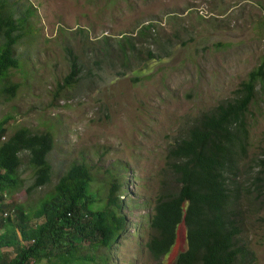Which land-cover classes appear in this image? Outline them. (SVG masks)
<instances>
[{
  "label": "rangeland",
  "instance_id": "374dc122",
  "mask_svg": "<svg viewBox=\"0 0 264 264\" xmlns=\"http://www.w3.org/2000/svg\"><path fill=\"white\" fill-rule=\"evenodd\" d=\"M8 9L25 22L15 33L19 66L0 81V122L11 118L7 138L21 128L49 132L54 148L52 180L32 194L34 169L29 153H21L23 187L7 193L3 204H40L72 165L84 163L95 178L90 196L102 206L120 179L121 214L129 225L109 251L94 250L92 264H157L141 226L148 229L154 214L168 149L202 114L236 98L261 64L264 0H8ZM68 51L80 73L61 88L71 73ZM13 85V95L3 92ZM248 122L235 211L240 239L264 264V193L255 192L264 174L258 163L264 160V93ZM186 235L180 224L164 264H176Z\"/></svg>",
  "mask_w": 264,
  "mask_h": 264
},
{
  "label": "trees",
  "instance_id": "16d2710c",
  "mask_svg": "<svg viewBox=\"0 0 264 264\" xmlns=\"http://www.w3.org/2000/svg\"><path fill=\"white\" fill-rule=\"evenodd\" d=\"M24 22L25 18H15L8 9V0H0V81L19 66L14 55L15 33ZM68 52L71 73L61 88L71 87L80 73L76 56ZM16 88L8 86L3 92L13 95ZM263 93L264 58L236 91V98L202 114L186 137L169 147L168 169L162 175L146 245L157 264H163L175 246L182 223L186 225V244L176 264H257L256 254L240 239L236 170L248 154L251 107ZM10 119L0 122V264L91 263L95 251L109 250L124 231L117 198L120 179L113 180L102 206L99 197L90 196L95 178L89 167L74 164L40 204L4 205L7 193H16L24 184L21 153H29V165L34 169L29 194L51 182L53 169L48 159L54 148L51 133L33 134L21 128L7 138ZM258 163L264 167L263 159ZM259 176L255 192L261 197L264 174Z\"/></svg>",
  "mask_w": 264,
  "mask_h": 264
},
{
  "label": "clouds",
  "instance_id": "9594fccd",
  "mask_svg": "<svg viewBox=\"0 0 264 264\" xmlns=\"http://www.w3.org/2000/svg\"><path fill=\"white\" fill-rule=\"evenodd\" d=\"M240 164V163H239ZM167 169H168V164H167ZM164 171H167V170H163L162 171V175H163V172ZM162 182V181H161ZM121 190V189H120ZM120 190L118 191V193H117V198L119 199V201H120V213H121V209L124 207V203H123V201L121 200V195H120ZM120 217H122L123 219H124V222H125V225H124V231L120 234L121 236L119 237V238H117V239H115V241L112 243V245L110 246V249H111V247L113 246V245H115L118 241H120V239L123 237V236H125L127 233H128V223H127V220H126V218L121 214V216ZM150 220H151V218H150ZM150 220H149V222L146 224L147 226H148V229H146V227H144V225H142L141 226V229H143V231H145V232H147L148 234H149V238H148V241H147V243L149 242V239H150V237H151V235H150V232H149V223H150ZM182 224H184V223H182ZM145 225V226H146ZM185 225V224H184ZM185 227H186V225H185ZM147 243L145 244V250H147V248H146V245H147ZM109 249V250H110ZM109 250H101V251H99V252H103V251H109ZM91 255H92V252H91ZM165 257L163 258V260H162V262H163V264L165 263ZM94 260H95V258L93 259V261L91 262V263H89V264H92L93 262H94Z\"/></svg>",
  "mask_w": 264,
  "mask_h": 264
}]
</instances>
